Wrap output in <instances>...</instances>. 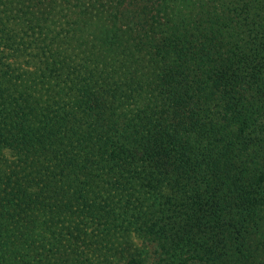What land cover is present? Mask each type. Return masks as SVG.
Here are the masks:
<instances>
[{"label": "trees", "instance_id": "16d2710c", "mask_svg": "<svg viewBox=\"0 0 264 264\" xmlns=\"http://www.w3.org/2000/svg\"><path fill=\"white\" fill-rule=\"evenodd\" d=\"M263 258L264 0H0V264Z\"/></svg>", "mask_w": 264, "mask_h": 264}, {"label": "rangeland", "instance_id": "374dc122", "mask_svg": "<svg viewBox=\"0 0 264 264\" xmlns=\"http://www.w3.org/2000/svg\"><path fill=\"white\" fill-rule=\"evenodd\" d=\"M138 242L140 244V247L144 248L146 251H150L151 249H153V245L149 244V242H145L142 239L138 240ZM190 263L191 264H196V263H192V262H190ZM262 263L264 264V258H263V262Z\"/></svg>", "mask_w": 264, "mask_h": 264}]
</instances>
